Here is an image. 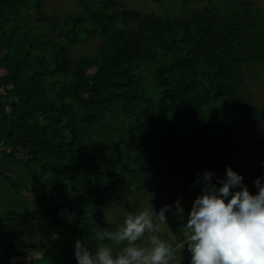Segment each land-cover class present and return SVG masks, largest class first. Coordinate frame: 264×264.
Returning a JSON list of instances; mask_svg holds the SVG:
<instances>
[{"label":"trees","instance_id":"trees-1","mask_svg":"<svg viewBox=\"0 0 264 264\" xmlns=\"http://www.w3.org/2000/svg\"><path fill=\"white\" fill-rule=\"evenodd\" d=\"M76 2L51 14L45 0H0V264H77L78 239L95 252L98 227L151 205L180 199L187 217L205 171L215 183L231 166L252 194L264 183V8ZM166 216L159 235L175 244L181 221Z\"/></svg>","mask_w":264,"mask_h":264},{"label":"clouds","instance_id":"clouds-1","mask_svg":"<svg viewBox=\"0 0 264 264\" xmlns=\"http://www.w3.org/2000/svg\"><path fill=\"white\" fill-rule=\"evenodd\" d=\"M225 173L215 183L210 171L196 180L202 187L187 217L177 199L175 208L164 205L156 212L151 205L138 213L129 212L114 232L98 227L95 238L101 243L95 252L78 239L74 250L77 264H172L185 248L191 254V264H264L262 178L255 179L258 191L252 194L243 176L231 166H226ZM168 212L181 221L183 229L175 244L159 235L162 227L168 226ZM145 239V246L138 243ZM105 240L124 246L114 253Z\"/></svg>","mask_w":264,"mask_h":264},{"label":"rangeland","instance_id":"rangeland-1","mask_svg":"<svg viewBox=\"0 0 264 264\" xmlns=\"http://www.w3.org/2000/svg\"><path fill=\"white\" fill-rule=\"evenodd\" d=\"M123 1L127 6L133 7L136 9H139L141 11H156V12H163L164 10H167V7L172 6V0H163L161 3H155L151 0H121ZM255 1L260 7L264 8V0H253ZM45 7L47 11L51 14H64L67 12L74 13L77 10H79V6L76 2V0H45ZM163 10V11H162ZM98 43V39L96 37L91 38L86 44L81 45L78 47L80 51L82 50L85 54H90L92 51L96 48ZM264 91V89H263ZM28 199H29V207H33L34 203L32 201V194L28 193ZM196 196L194 194H187V201L190 207L192 206V203ZM148 201L144 203V207L148 205ZM102 217L110 218L112 216V213L109 212H103ZM38 222L33 221H26L23 226L26 230V232L31 235L35 234L37 231ZM36 238L37 235H34ZM146 245V241L143 242L142 246ZM191 259V254L189 253L187 255ZM182 262V261H181ZM180 262V263H181Z\"/></svg>","mask_w":264,"mask_h":264}]
</instances>
